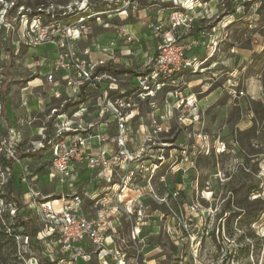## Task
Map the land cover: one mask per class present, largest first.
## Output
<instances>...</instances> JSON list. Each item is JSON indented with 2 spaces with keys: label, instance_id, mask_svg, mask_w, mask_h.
Returning <instances> with one entry per match:
<instances>
[{
  "label": "rangeland",
  "instance_id": "1",
  "mask_svg": "<svg viewBox=\"0 0 264 264\" xmlns=\"http://www.w3.org/2000/svg\"><path fill=\"white\" fill-rule=\"evenodd\" d=\"M11 2H15L9 12L17 18L15 28L7 30L0 23V74L8 78L0 88L4 114L0 125L2 130L9 122L14 126L13 143L21 166L13 167L9 187L21 202L24 200L22 210L27 220L23 223L9 213L10 193L5 187L0 191V264H97L93 258L87 262L58 261L62 256L55 249L56 240L44 237L38 205L25 196L34 190L38 198H55L80 190L85 183L84 174L77 172L60 182L43 167L47 149L33 151L35 141L41 138L39 126L49 108H60V99L49 95L51 91H45L41 83L29 84L23 91L28 94L26 105H21L20 89L27 81L41 78L33 74L34 66L38 56L50 55L51 47L28 46L21 41L25 16L20 12L22 6L32 13L43 6L46 13L54 10L57 14L73 13L81 7L86 11L87 7L121 8L123 0H0V12ZM118 12L103 14L100 21L88 19V37L78 46L106 41L115 35L118 25L128 23L136 31L153 34L144 41L134 38L135 56H128V66H139V56L141 59L146 51H153L164 33H172L170 18L178 12L190 23L189 28H176L178 41L189 46L187 56L196 69L184 74L187 84L180 90L181 96L195 102L190 116L185 111L181 121L175 117L167 120L166 131L148 134V107L144 103L141 118L131 124L133 146L145 142L148 147L144 154L149 160L161 152L167 162L161 169L165 181L154 178L151 186L145 185L144 194L153 188L168 205L143 199L147 208L141 219L145 225L138 240L128 237V264L136 259L139 264H264V0H128L127 13ZM157 20L162 30H155ZM128 73L129 80L132 76ZM163 99L171 97L164 93L159 96L157 114L164 109ZM74 104H67V108L73 110L78 106ZM94 115H87V120L92 117L96 121ZM51 122L49 119L47 123L49 131ZM138 126L146 128L147 134L137 133ZM49 131L46 138H54ZM150 137L156 139L155 145L146 143ZM160 142L164 143L163 151L158 149ZM216 146L224 151L215 152ZM178 154L176 171L172 172L169 167ZM24 169L29 174L22 180ZM101 184L105 182L101 180ZM177 191L173 199L171 192ZM192 201L198 205L197 211L189 215L187 204ZM84 212L94 213L87 205ZM130 221L134 219H121L120 236L127 237ZM172 226L180 229L178 234ZM13 232L30 234L33 244H39L38 251L13 237ZM49 255L54 261L47 259Z\"/></svg>",
  "mask_w": 264,
  "mask_h": 264
},
{
  "label": "built area",
  "instance_id": "2",
  "mask_svg": "<svg viewBox=\"0 0 264 264\" xmlns=\"http://www.w3.org/2000/svg\"><path fill=\"white\" fill-rule=\"evenodd\" d=\"M14 4L11 2L0 12V23L7 30L14 29L17 24V18L9 15L14 10ZM42 7L38 6L32 13L22 6L20 13L24 14L25 19L19 35L28 46L51 47L50 55L37 57L33 74L42 78L41 85L45 91H51L49 95L60 99V108H49L46 120L39 126L37 134L41 138L35 141L37 145L33 151L47 149L43 167L52 176L66 181L71 173L84 170L87 180L80 190L62 193L55 198H38L34 190L25 196L31 198L34 206L38 205L36 212L45 230L44 237L56 240L55 249L62 256L58 261L65 259L77 262L81 259L87 262L93 258L97 264H128V237L131 241L138 240L142 226L145 225L141 219L147 208L143 199L149 198L168 205L166 198L153 188L147 196L144 194L145 185L151 186L154 178L160 182L165 181V173L161 169L167 162L161 152L149 160L147 154H144L148 147L145 142L137 148L133 146L131 124L141 118L140 106L144 103L148 107L146 128L148 134L154 135L166 131L164 125L170 118L175 117L181 121L185 111L190 116L191 109L195 108V102L191 103L189 96L180 94L181 88L187 84L184 74L196 70L191 57L187 56L189 46L178 41L176 30L180 26L189 28V20L173 12L170 18L172 33L162 35L151 56H143L141 59L139 56V66L131 74V80H127L123 76L129 73L120 71L118 67H128V61H121V57L135 56L132 46L135 39L128 31L119 27L109 41L99 40L82 47L78 44L88 37V19L94 17L100 21L103 14L118 11L119 14H126L128 0H123L121 8L95 10L94 7H87L86 11L85 7H81L73 13L62 11L57 14L54 10L46 13ZM158 21L154 28L162 30ZM7 79V75L0 74V88ZM28 83L19 92L22 105H26L28 94L23 91L28 88ZM60 88L69 91L63 94ZM163 93L166 98L171 97V100L163 99L164 109L157 114L158 99ZM234 93L237 92L234 90ZM68 103L78 106L70 111L66 106ZM92 113L98 117L96 121L92 117L87 120ZM3 116V108L0 106V120ZM49 119L53 120L50 131L47 126ZM111 123L116 129L113 134L107 130ZM101 126H105V130H100ZM146 128L138 126L136 131L144 135L147 134L144 133ZM48 131L55 137L47 139ZM14 135L12 122L5 124L4 130L0 125V191L7 187L11 200L8 203L9 213L24 223V219L27 220L22 210L24 200L21 202L9 187L13 180V167L21 166L17 146L13 143ZM92 138H97V141L93 142ZM145 141L152 145L157 143L151 137ZM163 146L164 143L160 142L159 151H163ZM219 149L216 146L215 152L218 153ZM173 155L169 153L170 157ZM179 155L175 156L169 167L172 172L176 171ZM187 160L188 157H185L184 161ZM28 174L24 169L22 180ZM101 180L105 185L101 184ZM132 192L134 196L131 197ZM177 196L178 191L171 192L173 199ZM85 205L93 210V215L84 212ZM197 206L195 201L187 204L188 214L195 213ZM121 219L126 222L134 219V222L130 221L127 237L119 234ZM172 229L174 234L179 233L178 227L172 226ZM12 235L38 251L39 244H33L30 234L13 232ZM47 259L54 261L50 255ZM129 264H139V261L136 259Z\"/></svg>",
  "mask_w": 264,
  "mask_h": 264
},
{
  "label": "crops",
  "instance_id": "3",
  "mask_svg": "<svg viewBox=\"0 0 264 264\" xmlns=\"http://www.w3.org/2000/svg\"><path fill=\"white\" fill-rule=\"evenodd\" d=\"M120 28H123V29H125L126 31H128V32H130L131 33V35L134 37V38H136L137 40H139V41H144V40H147L148 38H152V33L151 32H149V31H146V32H142V31H136L134 28H132L131 27V25L130 24H128V23H122V24H120V25H118ZM106 39V41H109L110 39H112V37L110 36H108V37H106L105 38ZM137 46H135V48H136ZM137 51H139V45H138V47H137ZM147 52H148V54L150 55V54H152L153 53V51H146V54H145V56H147ZM151 56V55H150ZM121 61H124V62H127L128 61V58L127 57H125V56H123V57H121ZM119 69H120V71H127V72H131V74L133 75V73L135 72V68H136V66H131V67H126V66H119L118 67ZM130 74V75H131ZM131 75V76H132ZM123 78H126L127 80H128V74L127 75H124L123 76ZM131 78V77H130ZM129 78V79H130ZM133 80H135L134 78H132ZM41 78H39V77H36L35 79H32V80H29V83H28V85L30 84V85H33V86H37V85H39L40 83H41ZM128 85V84H127ZM60 90H61V92L64 94V92L65 91H69L68 89H64V88H60ZM57 101V100H56ZM68 104H70V103H68ZM22 105V104H21ZM67 106V105H66ZM108 128H107V130H108V132L110 133V134H113V133H115V125L113 124V123H111V124H109L108 126H107ZM105 126H101L100 127V130H105ZM92 141L93 142H96L97 141V138H92ZM80 174V173H83L84 175L82 176V178L84 179V180H82L83 181V183H85L86 182V180H87V173H86V171H84V170H82V171H78L77 172V174ZM84 184H82V186H83ZM65 187V186H64ZM66 188V187H65ZM63 189V188H62Z\"/></svg>",
  "mask_w": 264,
  "mask_h": 264
},
{
  "label": "bare ground",
  "instance_id": "4",
  "mask_svg": "<svg viewBox=\"0 0 264 264\" xmlns=\"http://www.w3.org/2000/svg\"><path fill=\"white\" fill-rule=\"evenodd\" d=\"M189 100H190V98H189ZM195 101H196V100H195ZM190 102L193 103L192 100H190ZM223 151H224V149H220V150H219V152H223ZM59 181L61 182V181H64V180H59Z\"/></svg>",
  "mask_w": 264,
  "mask_h": 264
}]
</instances>
